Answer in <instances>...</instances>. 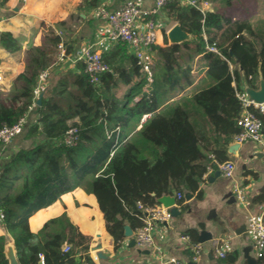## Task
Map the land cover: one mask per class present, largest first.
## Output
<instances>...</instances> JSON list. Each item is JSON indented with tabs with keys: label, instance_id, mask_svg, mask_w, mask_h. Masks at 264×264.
<instances>
[{
	"label": "trees",
	"instance_id": "trees-1",
	"mask_svg": "<svg viewBox=\"0 0 264 264\" xmlns=\"http://www.w3.org/2000/svg\"><path fill=\"white\" fill-rule=\"evenodd\" d=\"M85 1L97 6L101 0ZM166 8L193 39L154 47L152 86L138 102L139 91L134 92L143 83L133 87L126 104L116 103V90L140 75L136 57L127 54L121 41L103 53L110 70L99 83L90 82L82 65L46 91L36 105L38 118L24 130L23 144L1 163L0 220L20 264H40L41 255L45 264H74L78 250L88 251L91 237L66 213L47 220L38 232L30 228V217L64 194L82 188L95 195L118 249L126 225L133 230L143 225L140 204L153 206L163 195L196 191L208 168L227 160L228 145L240 131V85L257 89L264 81V44L255 41L248 18L203 12L178 1ZM50 39L52 48L27 50L25 71L0 95V128L16 123L33 104L40 70L54 63L61 42L56 35ZM0 45L10 52L22 49L10 32L0 33ZM199 55L208 68L194 84ZM71 126L79 128V139L67 146L61 140ZM65 242L72 244L68 252L62 249ZM4 248L2 235L0 264H9ZM258 262L264 264V255Z\"/></svg>",
	"mask_w": 264,
	"mask_h": 264
},
{
	"label": "crops",
	"instance_id": "crops-1",
	"mask_svg": "<svg viewBox=\"0 0 264 264\" xmlns=\"http://www.w3.org/2000/svg\"><path fill=\"white\" fill-rule=\"evenodd\" d=\"M126 1L101 0L97 6H91L85 0L0 2V33L10 32L22 46L20 51L10 52L0 45V74L3 77L0 82V95L7 94L15 79L25 71L28 49L33 46L53 47L51 35L61 38L65 56L59 59L58 46L54 49L55 61L49 66V77L40 91L43 95L63 75L80 71L84 62L79 57L85 50L92 49L103 54L113 49L118 42L107 38L109 26L99 15V9L107 7L115 10ZM134 1L145 10H153L155 7V0ZM198 3L203 12L216 11L235 17L232 11L233 0H198ZM150 17L158 24L156 46L166 47L173 44L168 33L179 23L169 16L168 9L152 12ZM255 35L257 44H264V24L260 25L258 31L255 30ZM192 39L193 36L189 34L188 40ZM125 47L127 54L134 56L127 44ZM155 63L154 58L153 68ZM193 67L192 79L196 84L208 68L207 60L199 55L195 58ZM138 83H143V86L134 92L139 91L134 103L152 86L146 73L140 69V75L131 84L121 85L116 90V103L119 106L129 101L130 92ZM240 87L244 95L253 96L264 92V81L261 80L257 89L248 88L244 82ZM38 116L35 106L30 112L29 125ZM148 116L144 115L141 125ZM259 116L264 121V114ZM22 144L15 142L10 149L6 147L1 163ZM225 158L234 163L233 175L224 176L218 164L216 168L209 167L196 191L184 192L181 202L175 198L170 207L176 208L179 214L174 215L167 224L156 228V249L131 246L133 235L125 236L121 246L115 249L114 240L106 230L104 214L95 195L82 188L64 194L54 204L33 214L29 220L30 228L33 232H38L47 220L66 213L83 234L91 237L88 251L78 250L75 253L74 264H80L88 256L92 259L91 264H158L161 258L170 257L186 264H247L250 257L259 261L255 255L254 242L247 233V225L252 214L264 212V129L260 143L251 140L237 143L233 139L228 145ZM238 189L244 192V201L236 199ZM2 235L5 237L4 253L11 264L10 249H13L17 259L16 250L13 239L0 220V236ZM196 245L201 246L198 252ZM94 246H99L98 252L92 250ZM97 253H101L103 257L94 259L93 256L98 255Z\"/></svg>",
	"mask_w": 264,
	"mask_h": 264
},
{
	"label": "built area",
	"instance_id": "built-area-1",
	"mask_svg": "<svg viewBox=\"0 0 264 264\" xmlns=\"http://www.w3.org/2000/svg\"><path fill=\"white\" fill-rule=\"evenodd\" d=\"M174 1H178L182 5H191L199 7L198 0H155L153 10L142 9L138 2L127 0L120 8L110 10L107 7L99 9V15L106 20L108 24L107 38L113 42L122 41L127 44L133 51L137 59L140 69L146 73L148 82H153V66H154V47L157 43L158 24L150 16L152 12H158ZM59 59L65 56V47L61 42L58 44ZM209 51L219 53L216 46H208ZM84 62L85 71L87 72L90 82L99 83L101 76L110 70V66L104 61L103 54L100 51L87 49L79 57ZM50 67L40 70L38 75V83L34 89V101L28 110L23 113L16 123L12 125L5 124L0 128V164L4 156L5 148L18 137L30 123V112L37 104V98L40 95L41 88L49 77ZM0 74V82L2 81ZM238 97L243 105V112L237 123L240 131L234 136V141L241 143L247 140L260 143L263 139L264 121L259 116L264 114V100L259 101L254 97L246 96L242 92L238 93ZM258 111V112H256ZM79 128L71 126L63 135L62 143L67 146H73L78 142ZM218 168L226 177H231L234 173V163L231 160L217 162ZM209 170V168H208ZM177 201L184 198V192L174 194ZM245 194L241 189L236 191V199L238 201L245 200ZM143 211L141 219L143 225L133 232L135 245L142 249H156L155 230L159 225L167 224L174 216L172 207L157 202L153 206L144 207L139 205ZM4 218V214L0 212V219ZM247 233L254 242L255 255L260 258L264 255V212L252 214L247 225ZM63 251L68 252L72 249L71 243L63 244ZM197 252L201 248L196 245ZM222 255H224L222 253ZM94 259L98 255L93 256ZM40 264H45L44 257L41 255ZM80 264H91L86 259H82ZM158 264H186L183 261L170 257L168 259L161 258Z\"/></svg>",
	"mask_w": 264,
	"mask_h": 264
},
{
	"label": "water",
	"instance_id": "water-1",
	"mask_svg": "<svg viewBox=\"0 0 264 264\" xmlns=\"http://www.w3.org/2000/svg\"><path fill=\"white\" fill-rule=\"evenodd\" d=\"M168 34H169L170 40L173 44L174 43H181L183 41L188 40V38H189V34L185 30H183V28L180 26V24L175 25L169 31ZM42 97H43V94L41 93L37 99L38 105L41 104ZM251 97H254L259 101H263L264 100V92L261 94L253 95ZM158 201L162 202L166 206H171L175 202V197L173 195L172 196L171 195H163L162 197H160L158 199ZM172 210H173L174 215L179 214V211L176 208H172ZM133 232H134V230L129 225L125 226V236L126 237H132ZM130 245L131 246L135 245V240L133 237L131 238ZM98 249H99V246L92 247V250H94L96 252H98ZM97 254H98V257H103V255L101 253H97ZM9 257L11 260V264H20L18 259H16V257H15V253L13 252V249H10ZM247 264H258V260L255 257H250V258H248Z\"/></svg>",
	"mask_w": 264,
	"mask_h": 264
},
{
	"label": "rangeland",
	"instance_id": "rangeland-1",
	"mask_svg": "<svg viewBox=\"0 0 264 264\" xmlns=\"http://www.w3.org/2000/svg\"><path fill=\"white\" fill-rule=\"evenodd\" d=\"M232 11L237 18L250 19L252 26L258 31L260 25L264 24V0H233ZM257 36V35H256ZM255 38V37H254ZM257 41V40H255ZM172 43V42H171ZM24 131L7 147H13L15 142L23 143Z\"/></svg>",
	"mask_w": 264,
	"mask_h": 264
}]
</instances>
